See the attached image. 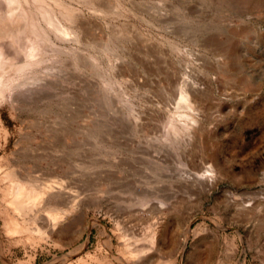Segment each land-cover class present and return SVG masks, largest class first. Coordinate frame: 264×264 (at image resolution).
Listing matches in <instances>:
<instances>
[{"label":"rangeland","instance_id":"obj_1","mask_svg":"<svg viewBox=\"0 0 264 264\" xmlns=\"http://www.w3.org/2000/svg\"><path fill=\"white\" fill-rule=\"evenodd\" d=\"M0 264H264V0H0Z\"/></svg>","mask_w":264,"mask_h":264},{"label":"bare ground","instance_id":"obj_2","mask_svg":"<svg viewBox=\"0 0 264 264\" xmlns=\"http://www.w3.org/2000/svg\"><path fill=\"white\" fill-rule=\"evenodd\" d=\"M5 181L9 188L8 207L22 219L24 229H28V224H36L37 217L33 213L39 210L46 216L47 223L42 227L36 224L32 231L45 237H53L63 230L66 211L60 208L53 195L54 184H41L36 180L22 179L15 170L5 175ZM194 233L198 235L199 232L195 230ZM157 235V231L151 233L152 242L156 241Z\"/></svg>","mask_w":264,"mask_h":264}]
</instances>
